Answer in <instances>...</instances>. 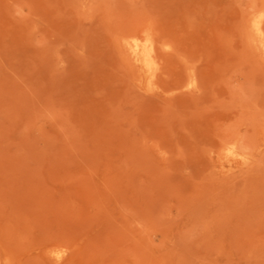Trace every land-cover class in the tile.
I'll use <instances>...</instances> for the list:
<instances>
[{
    "label": "rangeland",
    "instance_id": "rangeland-1",
    "mask_svg": "<svg viewBox=\"0 0 264 264\" xmlns=\"http://www.w3.org/2000/svg\"><path fill=\"white\" fill-rule=\"evenodd\" d=\"M0 264H264V0H0Z\"/></svg>",
    "mask_w": 264,
    "mask_h": 264
},
{
    "label": "bare ground",
    "instance_id": "bare-ground-1",
    "mask_svg": "<svg viewBox=\"0 0 264 264\" xmlns=\"http://www.w3.org/2000/svg\"><path fill=\"white\" fill-rule=\"evenodd\" d=\"M138 46H139L138 42H135L134 48L136 49V51L139 50Z\"/></svg>",
    "mask_w": 264,
    "mask_h": 264
}]
</instances>
